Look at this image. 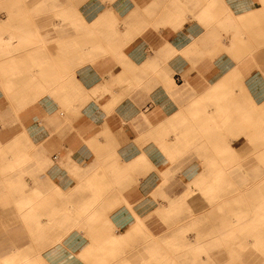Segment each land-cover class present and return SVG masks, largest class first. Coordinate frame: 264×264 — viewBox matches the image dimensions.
<instances>
[{"label":"rangeland","instance_id":"374dc122","mask_svg":"<svg viewBox=\"0 0 264 264\" xmlns=\"http://www.w3.org/2000/svg\"><path fill=\"white\" fill-rule=\"evenodd\" d=\"M135 7L134 0H0V18L4 21V24L0 26V41L10 35H13L15 38L13 39L15 41L13 46H0V49L2 51L12 50L8 56L17 58V65L10 67L7 71L16 74L13 79L22 77V71L29 77L20 82L16 80L15 86L19 89L11 88V90H7L6 82L8 81L5 80L3 77L4 73L0 69V185H3L2 187L0 186V208L4 211V213L0 214V243L3 244L2 248H0V259L13 254L11 253L13 252V243L31 241L29 238L30 230L25 228L24 224L33 227L37 218L44 219L53 211H59L57 215L61 216L63 214L61 212L64 209L75 210L86 199H90L89 196L93 193L89 182H84L83 185L77 184L66 190L61 188V202L48 205L47 208L39 205V203L44 202V198L40 196L37 199L32 194L35 193V187H38L39 184L46 185L47 181L42 178L41 181L34 182L36 174L33 171V166L35 165L31 155L33 151H37V147L33 146L29 138L33 121L38 117V113H36V110H33L31 115L23 121V128H21L17 114L21 115L28 109H41V103L45 97L60 98L61 95L69 97V94L72 93L73 95H77L79 88L83 92V87L77 82V75L81 72L80 68L82 66L79 65L76 68V63L69 65L70 56L68 51H70L71 47L80 51L87 50L96 44V46L104 45L107 51L105 55L99 53L98 58L116 56V52L112 54L108 52L111 48H109L106 38L100 34H95L94 30L89 27V24H92V22H89L88 19H92V16L101 13L112 16L116 14L123 15L129 11L133 13L135 12ZM161 9H163V5H160L156 12L160 13ZM138 12L141 13V10L138 9ZM244 16L246 15L240 16V18ZM52 23L56 26H51L50 24ZM147 27L157 29L152 25L149 26V23H147ZM159 29L157 30L159 31ZM131 31L126 33L127 40L125 45L127 48L129 44L133 45L134 40L141 34L140 29H138V32H134L133 29ZM248 33L252 34V31L248 30ZM248 33L244 34L247 40ZM253 33L261 36L259 37V42H262L263 48H260L263 50L264 32L253 31ZM231 34H234L233 30ZM84 40H89L91 43L86 44ZM108 41L112 42V39L110 38ZM76 42L78 44H75ZM114 49L118 51V47ZM222 49L225 52L213 55L204 54L202 61L212 62L216 66L222 65L225 69L223 68V71L208 69L207 72L210 76L217 78L219 74L227 70L226 68L232 66L233 62L241 70L251 67L252 71L245 79L247 80L246 84L249 83V97L257 104V107H254L253 113H258L256 115L258 117H250L247 121H244L246 124H241V121H239L240 124H236L232 121L241 120L242 117L240 118L238 112H233L235 116H231L226 124H211L201 127L202 123L197 122L190 124L192 126H188L183 122L200 121L201 119H203L201 122H214L204 118L207 116L209 109L216 107L217 102L216 99L205 100L200 102L196 106L197 109H195L193 100H191L190 106L186 108L185 113L179 119L175 118L177 120L170 130L171 133L164 134L166 139L170 138L174 134L173 130L178 132L186 126L190 127L193 131L190 133L187 141L181 145L178 144V149H176L178 152L173 156L170 155L169 157L168 152L162 149L168 161H170L165 171L161 172L163 181L161 184L159 183L157 190L148 197L131 199L121 195V192L116 190L104 176L99 175L100 178L97 176L96 184L100 186L101 193L105 195L103 200H101L102 208L107 210L105 216L90 213L84 221L79 223L68 222L64 225L66 228L58 229L51 238L46 239L49 244L55 242V244L49 245V248L43 253V257L48 260L49 264H156L155 261L150 259L153 256L152 253L144 254L142 257H146V259L137 261V253L146 248L149 250L154 248L153 245H149V242L152 241L151 234L154 235L153 238L159 241V248L164 250L177 249L171 243L174 241L171 236H173V232L178 227L184 225L190 226L186 233H184L186 237L192 238L199 231H202V234L207 236L212 231L210 230L211 226H215L216 228L217 225L219 226L225 222L221 221V219L226 218V222H228L233 216H243L244 213L240 211L241 206L233 201V196L238 193L234 191V188L237 184H240L236 180L241 177L240 174L229 175L232 176L230 184L226 186V189L216 193L220 196L219 200L217 197L209 199L207 192L203 190L201 184L205 181L202 179L208 177L210 180L214 176L212 170L219 167L220 162H222L221 159L225 157L223 154L222 158L218 157V151L222 150H226L227 153L225 154L228 156L227 158L234 162L228 163L225 166L230 168V170H238L242 167V163H247V166L250 163L252 165L248 166V169L250 167L252 169L253 167H258L264 171V132L262 131V127L264 126L262 108V104L264 103V61L262 59L257 61V53L253 54L252 52L250 55L246 54V52L239 55L241 53L238 52L237 55L231 47ZM251 49L253 50V48ZM75 55L77 58L85 57V61H90L93 59L92 57L96 56V53L76 52ZM2 56L3 54L0 53V57ZM47 59L55 60V68H58L59 73L66 74L65 78H60L59 76L58 81L54 84L51 83V85L49 84L50 81H45L46 90H42V93L39 94L40 96L35 102L27 103L24 108L18 107V95L23 94L28 99L27 102H29L36 94L32 84H36L38 80L40 81V78L37 75H34V77H30V75H33L34 70L39 69V63ZM65 63L66 65H64ZM90 63L92 62L90 61ZM73 70H75L73 72L74 80L68 77V74ZM208 83L206 81V85ZM26 85L27 87H25ZM211 96L215 97L212 91ZM194 102L198 101L195 100ZM261 123L263 124L262 127L260 126ZM22 129H24L28 139L25 135L22 143L20 142V144L16 145L14 143L16 136L13 138L11 136L13 132L14 135L22 133V136ZM203 130H208V133H206L208 142H206V138L204 139L205 134ZM201 145H208L210 147L206 155H203L201 152ZM220 147L222 149H218ZM199 152L202 155H199ZM17 162L22 163L18 164ZM49 162L50 164L48 163V166H46L47 170L53 165L51 160ZM174 163L177 167L180 166L177 168V171L172 166ZM180 163H184V165H179ZM169 166H171L170 169H168ZM182 166H191L192 173L190 179L187 181L183 175L179 174ZM90 170L86 171L89 172ZM44 173H39V176L44 177L47 172ZM262 178H264V174ZM89 179H91V176H89ZM48 182L52 181L48 180ZM259 183L262 184L259 179L254 182L255 185ZM192 184H194L196 191L192 195L183 198L188 187ZM49 185L51 184L49 183ZM178 186L181 187V190L172 191V189ZM53 191L57 192L56 189H52L51 193ZM71 193H75V195L67 198ZM170 193L176 196L171 197L168 195ZM29 198L34 204L24 205ZM172 198L176 202L178 201V204L176 203L177 205L170 212H164V206L168 205L169 207L168 201ZM130 202L133 204H130ZM162 202L163 204L161 205ZM252 203L255 205L256 201L252 200ZM254 205L251 204L252 210H254ZM30 208H34V212L25 218L24 215ZM193 213H196V218L199 219L198 226H193V222H189L191 218L189 216ZM137 215L142 217L145 227L134 228L135 217ZM16 216H18L17 220L14 219ZM108 219L116 228L115 233L118 230H122L126 234L121 239L120 246L114 248L113 252H109L112 247L106 245L105 251L100 253V255H94V257H98L100 260H91L83 257L81 252L90 242V238L99 236L101 230L106 231L109 227ZM217 221L219 222L218 224ZM199 226L202 230H198ZM17 230H20L22 234L20 240L16 238L19 236L15 234ZM20 231H17V233H20ZM111 232L114 233L113 230ZM0 264H3V262L0 261Z\"/></svg>","mask_w":264,"mask_h":264},{"label":"crops","instance_id":"0c3cea01","mask_svg":"<svg viewBox=\"0 0 264 264\" xmlns=\"http://www.w3.org/2000/svg\"><path fill=\"white\" fill-rule=\"evenodd\" d=\"M134 1L133 13H101L88 19L94 33L106 38L111 48L108 52L117 55L98 58L99 53H107L104 45L100 52L95 51L92 63L88 61L77 75L83 93L45 97L41 109H28L21 114L23 128V121L32 111L38 113L29 138L37 151H43L47 161L53 163L47 170L49 180L64 190L87 183L89 176L97 180L102 175L125 197L150 196L162 183L161 172L169 165L161 148L166 133H171L169 122L185 113L192 98L202 101L206 81L214 83L218 78H206L204 71L224 68L202 61L204 54H219L225 52L222 48H230L225 38L231 35L232 27L221 20L235 22L240 16L249 15L256 23L247 30L264 32V0ZM160 5L163 9L158 13ZM147 23L159 31L148 28ZM132 29H140L141 34L134 46L129 44L127 48L126 33ZM110 38L112 42L108 41ZM166 41L176 54L160 53ZM194 41L198 42L195 52L185 54ZM117 47L118 51L114 49ZM187 81L193 90L183 89ZM97 87L102 89L101 94L92 97L90 92ZM176 87L188 97L172 95ZM17 135L13 132L11 138ZM172 166L175 171L180 167L175 163ZM191 171V166H182L179 174L187 181Z\"/></svg>","mask_w":264,"mask_h":264},{"label":"bare ground","instance_id":"6f19581e","mask_svg":"<svg viewBox=\"0 0 264 264\" xmlns=\"http://www.w3.org/2000/svg\"><path fill=\"white\" fill-rule=\"evenodd\" d=\"M249 17L251 16L246 15L243 18H238L237 21L235 22L234 21L230 22L229 20L228 22L227 20L222 19L221 20L222 23L232 27V30L234 31V34H231L229 37H226L225 39L229 40V46L235 51L237 55L238 52L241 53L239 55H242L246 52H247L246 54L251 55V53L253 52V54L254 53L258 54L257 61H260V59L264 61V49L262 50L263 45H261L262 42L261 43L259 42V37L261 36H259V34H254L253 31L252 34L248 33L247 30L248 27L254 23L253 21H251ZM3 24L4 21L0 18V26H2ZM50 25L56 26L54 23ZM128 27L129 26H127V29ZM128 31L129 30H127V32ZM246 33H248L247 34L248 40L244 36V34ZM13 39H15L13 35L5 37L3 40L0 41V46H5V45L13 46L15 42ZM85 43L88 44L91 42L89 40H86ZM197 43H198L197 41L191 43V46H189L184 51V53L187 55L190 53V55H192L193 52H195L196 50ZM75 44L78 43L76 42ZM93 46L90 49L88 48L87 50L84 49L81 51L77 49H72L71 47L70 51H68L70 56L69 65L76 63L75 67L78 68L79 65L83 66L86 62H88L85 61L86 60L85 57L77 58L75 55L76 52L77 53L85 52L88 54H93L96 53L95 51L100 52L102 49L101 45L96 46V44H94ZM251 48H253L254 51L257 49L258 50L254 52ZM11 52L12 50L10 49L6 51H2L0 49V53L3 54V56L0 57V69L4 73L3 77L5 78L6 81H8L6 82L7 90H11V88L19 89L17 86H15L17 82L16 80L20 82L29 78L22 71L21 73L22 77L20 76L17 79H13L16 74H14L11 71H7V69H9L10 67H14V65H17L16 63L17 58L8 56V54ZM173 52L176 53V49L167 41L160 48V53L163 55L171 54ZM152 55L154 54L152 53ZM55 65L56 64L54 59L51 60L47 59L46 61L38 64L39 69L34 70L33 75L32 76L30 75V77H34V75H37L40 78V81L38 80L36 84L35 83L32 84L34 86L36 94L34 95V97L31 98L29 102H27L28 99L25 98L23 94L18 95L19 96L17 97L19 99L18 107L24 108L27 105V103L35 102L39 98L40 96L39 94L42 93V90L43 91L46 90L45 81H50L49 84L51 85V83L54 84L58 81L59 76L60 78H65L64 76H66V74L59 73L58 68H55L56 67ZM64 65H66V63ZM74 71L75 70H73L70 74H68V77L72 78L73 80H74V73H73ZM251 71H252L251 67H247L244 70H241L239 66L234 64L227 71L220 74L214 83L210 81V83L213 84L208 83L204 87L203 91L205 92V95L203 97V100L200 102L209 99L217 100L216 107L209 109V111L207 112V116L204 118L206 120H211L214 122H201L203 120L201 119L200 121L192 120V121H184L183 123L188 126H192L190 124H194L198 122V123H202L201 127L211 124H226L231 116H235L233 115V112L234 113L238 112L240 118L242 117L243 119L241 118V120L232 121V122L236 124H240L239 121H241L242 122L241 124H246L244 123V121H247L250 117H254L258 115V113L255 112L253 113V110L255 109L254 107H257V104H255L249 97L248 94L249 84H246L247 80L245 79V77L249 73H251ZM203 74L204 76L206 75L205 76L206 78L209 75L207 70L204 71ZM25 87H27V85ZM183 89L193 90V88L190 87L188 81L183 85ZM101 91L102 89L97 87L95 90H93V92L90 93V95L92 97H96L99 94H101ZM211 91L215 96L214 98L211 96ZM81 92L82 90L80 91L79 88L77 94H81ZM171 94L176 97H183V99L184 98L186 99L188 97L186 93L182 92V90L178 89L177 87L175 88V90L171 92ZM190 96H192L191 93ZM191 100H193L195 109H197L196 106L200 102H194L196 100L195 98H192ZM262 105H263L262 108L264 113V103ZM229 111L231 112L229 113ZM17 116L19 118L18 121L22 124L21 115L17 114ZM174 123H175V118L171 119L168 127L169 128L173 127ZM262 125L263 124L261 123L260 126L262 127ZM263 128L264 126L262 127V131L264 132ZM190 131L192 130L190 129V127L187 126L183 127L178 132L173 130L172 131L174 133L173 136L167 138L166 141L163 142V144L161 145L162 149L168 152L167 154L169 157L170 155L173 156L178 152V150H176L178 149L177 148L179 146L178 144L181 145L189 139V135L191 133ZM23 132L24 133L22 136L21 133L15 137L14 143L16 145L20 144V142L22 143V140L24 139L25 135L27 136L25 131ZM203 133L205 134L204 139L206 138V142H208V137H206V133H208V130H203ZM218 149H222V147ZM209 150L210 147L208 145H204L201 147V152L203 153V155H206ZM225 153H227L226 150L218 151L219 158L220 157L222 158L223 155L225 157L221 159L222 162H220L219 164L220 166L212 170L214 176L210 180L208 177L202 179L205 181L204 183L201 184V186L203 187V190L207 192L209 199L213 197H217L219 200L220 196L217 195L216 193L219 192L220 190L226 189V186L230 184L229 182L230 179H232L231 178L232 176L229 175L240 174L241 177L236 179L240 184H237L236 187L234 188V191H237L238 193H236L233 196V201L237 205L241 206L240 211L241 213H244L243 216H233L232 218L229 219L228 222H226L227 221L226 218L221 219V221H225L226 223L223 222L219 226L217 225L216 228L215 226H211L210 230L212 231L209 232L207 236L206 235L204 236V234H202L203 232L199 231L195 233L192 238L188 236L186 237L184 233H186V231L189 229L190 226L187 225L180 226L175 230V232H173V236H171V238H173L174 240L171 243L174 247L176 246L177 249L172 248L170 250H164L159 248L158 246L159 241L153 238L154 235L151 234L152 241L149 242V245H153L154 248L152 250L146 248L143 251L137 253L138 254L137 261L145 260L146 257H142V256L146 253L147 254L152 253L153 256L150 257V259L155 261L156 264H264V193H263L264 178H262L264 171L258 167L257 168L253 167V169L252 167H250L248 169L247 167L252 165L250 163H248V166L246 165L247 163L245 164L242 163V167L240 169L230 170V168H227L225 166L228 165V163H234V162L230 161ZM199 155L202 154L199 152ZM31 158L35 165L33 166L34 174H36L34 177L35 178L34 182L36 183L38 181H41L42 178L46 179L47 181L46 185L45 184L44 185L39 184V186L37 185L38 187H35V193H33L32 195H34L37 199L40 196L44 198V202L39 203V205L44 208H47L48 205H54L56 202L59 201L61 202L60 200L62 198L61 187L55 185L53 182H48L49 180L48 174L45 177L39 176V173L41 174L47 172L46 166H48L49 163L47 161L48 160L47 155L43 151H33ZM17 163L20 164L22 162H17ZM170 168L171 166H169L168 169ZM258 179L260 180V182H262V184L259 183L258 185H255L254 182ZM88 182L90 188H92L93 190V193L89 196L90 199H86L84 203H81L79 205L80 207L76 208L75 210L64 209L61 212L63 213L61 216L57 215L59 211L56 210L51 212L44 219L37 218L35 220V224L33 227H29L26 224H24L25 228L30 230L29 238L31 241L29 242L24 241L21 243L18 242L16 244L13 243V247H12L13 252H11L13 254L9 257L4 256V258L0 259V261H2L3 264H49L48 260L43 257V253L45 250L49 248V245L51 244L53 245L55 244V242L49 244V242H47L46 239L51 238L57 232L58 229L66 228L64 227V225L68 222L73 221L79 223L84 221L87 215H89L90 213H96L99 216H103V215L105 216L107 210H104L102 208V201H101L103 200V197L105 195L101 193L100 186L96 184L97 180H95V177L92 176L91 179H88ZM49 183L51 185H49ZM0 186L2 187L3 185ZM52 189L53 190L56 189L57 192L53 191V193H51ZM194 191H196V188L194 184H192L188 187L187 192H185V194L183 195L184 196L183 198L192 195ZM74 195L75 193H71L70 195H68L67 198L73 197ZM175 196L176 195L171 197H175ZM252 200L256 201L255 205L252 203ZM177 202L173 200V198L169 199L168 204L170 206L169 207L168 205L164 206L165 207L164 212H168V211L170 212L171 209L178 204ZM32 204H34V202L29 198L28 200H26V203L24 205L28 206ZM162 204L163 202L161 203V205ZM251 204L255 206L254 210H252ZM33 212H34V208L28 209L24 217L25 218L29 217V215L32 214ZM1 213H4V211H2V209L0 208V214ZM189 217H191L189 222H193L194 224L193 226L196 225L198 226L199 219L196 218L197 214L193 213ZM17 218L18 216H16V218L14 219L17 220ZM135 220L136 221L134 228L139 229L145 227V222L140 215H137L135 217ZM107 221L109 227L106 229V231L101 230L99 232V236L91 237L88 245L86 247L83 246L84 249L83 250L81 249L82 250L81 255H83V257L89 258L91 260H100L98 257H94V255L96 256L100 255V253L105 251L106 245H110L112 247V249L109 250V252H113L114 248L120 246L121 239L124 236H126L125 232L122 230H118V232L115 233L116 228L109 221V219ZM218 223L219 222L217 221V224ZM112 230L114 231V233L111 232ZM198 230H202L200 229V226L198 227ZM17 231L15 232V234L19 236H17L16 238L20 240L22 234L21 231L20 233H17ZM2 245L3 244L0 243V248H2Z\"/></svg>","mask_w":264,"mask_h":264}]
</instances>
